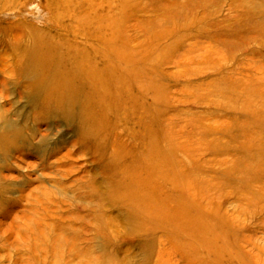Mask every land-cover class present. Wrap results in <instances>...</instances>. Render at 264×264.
<instances>
[{"label":"rangeland","instance_id":"rangeland-1","mask_svg":"<svg viewBox=\"0 0 264 264\" xmlns=\"http://www.w3.org/2000/svg\"><path fill=\"white\" fill-rule=\"evenodd\" d=\"M59 1L0 0V130L7 131L0 136V264H264V157L252 159L264 152V142L249 150L251 143L236 141L235 154L250 158L251 176L227 175L228 167L214 163L202 166L204 159L227 158L221 149L227 138L204 139V129L231 122L256 133L264 127V102L257 99L264 97V0H64L57 7ZM66 7L71 17L89 13L93 24L106 27L107 37L112 31L117 44L126 41L130 56L142 57L136 66L144 71L141 80L154 78L159 97L152 116L172 128V169L175 177L184 175L176 177L177 186L160 185L156 198L171 194L178 200L189 220L204 229L202 239L173 227L136 231L126 204L110 189L113 137L107 136L108 147L97 156L64 119H41L34 112L18 62L32 30L65 32L56 27H68L73 17L59 26L54 21ZM230 78L246 90L229 94L223 83ZM142 90L143 100L135 89L130 92L149 108L152 90ZM141 108L136 106L138 114ZM124 114L109 125L126 128L121 140L128 149L133 135L149 132ZM254 114L260 122L250 119ZM213 141L222 143L221 150L209 149ZM200 146L206 148L203 160L195 158Z\"/></svg>","mask_w":264,"mask_h":264},{"label":"bare ground","instance_id":"bare-ground-1","mask_svg":"<svg viewBox=\"0 0 264 264\" xmlns=\"http://www.w3.org/2000/svg\"><path fill=\"white\" fill-rule=\"evenodd\" d=\"M59 2L60 3L57 4V7L63 5L62 3L64 0ZM84 5H86L85 2ZM68 7H66L65 11L62 9V11L59 10L65 14H59V19L54 21V25L59 26L64 19L70 20V18L73 17L70 20L71 22L69 23L71 24H69L68 27H56V29H63L65 32L60 34L58 32L60 30H58L57 35L53 36L50 33L47 35L39 30H32L31 34L33 36L30 35V43L23 50L22 60L18 62L20 77L22 76L24 78L21 77L22 80H25L27 88L26 96L34 112L36 111L37 115H39L38 117L41 119H64L73 133L77 135L78 142L83 145H91L92 150L97 156H100L102 150L105 147H108L107 136L113 137V142L110 147L114 152H112L111 156L108 155L110 157L108 159L110 166V189L115 192L113 195V197H115L114 199L126 204L129 210L130 219L135 223L136 231L155 233L164 229H172L171 227H173L181 232H186L187 238L189 239L190 237L193 239H202L203 233L205 232L204 229L189 220V215L185 210L180 208L178 200L172 198L171 194L167 195L162 200L156 198V191L159 189L160 185H173V183H176L174 185L177 186L181 181L176 177L179 176L180 179L183 180L184 175L180 174L175 177V172L172 169L176 164L174 158L176 152H174L172 147L173 140L171 141L174 136L172 128L162 127L163 125L159 124V122L155 123L154 117L152 116V114L155 113L153 109L155 108V105L158 104L157 100L159 97L155 94L156 82L154 78L149 79L147 83H144L141 80L144 77V71L141 69L138 70L136 66L143 62L142 57L138 54V56H130L129 51L131 49L129 51L127 50L125 45L126 41L123 39L121 43L119 42L120 44H117L118 41L115 39L117 35L115 36L112 31L110 36L107 37V34L104 32L106 27L100 25L98 21V24H93L91 21L92 17L90 18L91 15L89 13H86L83 17L79 16V18H76L73 15L71 17ZM121 8L123 9V6ZM59 11L58 13H60ZM109 17H111L110 14ZM116 18L117 17H115V19ZM100 20L101 22L103 21L101 18ZM107 56L111 59L114 57L115 62L111 63ZM151 76L154 77V75ZM26 77H29L30 80H27ZM223 82L226 81L223 80ZM223 84L224 86L227 85L225 88H229V91H238L240 94L247 88L245 84H242L238 80H231V78L227 84ZM132 89H135L138 92V99L141 100H143L146 92H143L142 89L152 90L151 94L153 96L151 95L152 97H149L151 99L153 98V105L144 109V101H139L134 94L131 95L132 92L130 91ZM229 94H231V91ZM232 94L234 95L236 93ZM262 96L257 97L258 101L263 100L264 102V97ZM231 97L228 99H232ZM138 105H140L142 107L141 109H144L145 111L138 114L135 110ZM111 110L112 116L109 115ZM121 112L125 113L124 115L127 116V118L136 119L137 121L135 124H137L142 131L149 132L148 137L138 134L133 135L131 138L134 141V147L132 146L128 149L125 146L126 144H124L125 141L121 140L126 128L120 129L116 126L114 127V125L117 124H114V128H112L109 125L112 124V118L113 120L118 121ZM250 119L260 122L259 114L250 116ZM122 120H120V125H122ZM46 122L48 121H45V123ZM196 123L197 121L194 124ZM200 126L203 128L202 125ZM192 127L195 128L194 125ZM251 129L252 128L246 124L244 127H239L235 122L228 123L223 129H204L205 131L202 136L204 139L211 138L218 140L227 138V142L221 148L223 154L227 155V158H224V160L216 158L213 161L210 159L203 160L204 152L202 153L200 151L206 148H202L201 146L200 148L198 147V151L195 152V158L197 160H203L202 166L207 168L211 163H214V165L217 166L228 167L226 171L227 175L236 174L241 177L251 176L249 175L251 168L246 164V160L250 158H248L246 153L241 154L240 152L235 154L236 151L239 150L235 149L236 141L245 140V143L246 141L251 143L247 147L249 150L254 149L257 144L262 145L264 142V127H262L261 131H258L257 133ZM6 132L7 131L2 132L0 130V136L4 135L5 137ZM184 132L181 135L184 136L186 133ZM195 139L197 141V138ZM221 144V142L213 141V145L209 147V149L214 147L217 148L218 146H221ZM125 147L128 152L124 151ZM218 148L220 149V147ZM218 148L217 150H219ZM117 150H120L121 153ZM133 152L135 153L132 154ZM180 153L182 154V152ZM207 155L208 154H205L204 156ZM252 157L254 160L261 159L264 157V152L254 153ZM172 177H174L173 180ZM223 186L225 185L222 184L221 188ZM227 193L230 194L229 191ZM199 247H201V245Z\"/></svg>","mask_w":264,"mask_h":264}]
</instances>
